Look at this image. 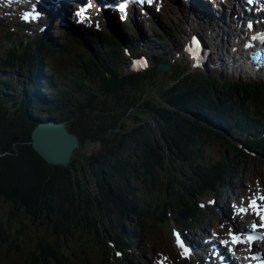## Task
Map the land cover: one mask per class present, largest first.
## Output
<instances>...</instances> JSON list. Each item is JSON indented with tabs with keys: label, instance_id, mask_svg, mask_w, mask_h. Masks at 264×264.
I'll return each mask as SVG.
<instances>
[{
	"label": "trees",
	"instance_id": "trees-1",
	"mask_svg": "<svg viewBox=\"0 0 264 264\" xmlns=\"http://www.w3.org/2000/svg\"><path fill=\"white\" fill-rule=\"evenodd\" d=\"M176 29L151 31L159 48L155 54L150 52L146 69L120 71L122 54L117 45L109 46L106 37L107 56L98 42H93L94 49L82 45L67 60L70 69L60 80L38 75L29 82L31 74L26 75L13 109L6 101L7 94L1 92L0 196L51 235L50 240L45 235L37 238L39 250L33 264H44L46 261L41 263V259L50 255L55 264H62L65 258L60 257L59 246L75 253L77 248L69 247L79 242L90 246L97 245L95 241L102 243L104 249L97 246L104 257L109 250L108 236L125 250L127 237L136 238L125 231V221L132 228L131 221L135 220L145 225L143 221L147 222L146 216L155 208L150 201L140 199L134 191L135 182L147 192L162 185L175 191L179 220L185 223L198 212L203 213L197 203L203 194L220 191L226 181L239 175L250 153L233 144L228 134L239 139L247 137L252 121L240 115L247 116L246 101L253 108L264 107V83L240 77L222 79L208 68L197 72L183 67L174 70L178 58L171 61L170 57L172 69L161 72L164 77L170 75L169 79L155 88L156 95H148V86L159 83L158 63L172 53L167 51L171 41H167L166 34L176 38ZM120 38L123 42L119 44L128 45L133 55L144 49H139L142 43L132 35ZM150 41L153 39L144 42ZM34 47L17 45L0 52V76L8 74L3 73L4 69L15 67V72L24 68L38 72L42 67L47 73L46 53L44 49L37 52L39 44ZM34 107L36 113L32 112ZM145 111L147 115L142 114ZM34 117L64 121L79 142L102 146L90 158L95 191H87L88 182L75 170L76 165L69 164L73 159L67 165L52 164L34 150L30 142ZM8 124L14 132L6 127ZM210 139H220L226 145L225 158L212 161L204 152ZM227 150H233V156H228ZM169 205L165 203L164 209L175 208ZM164 209L156 218L165 219ZM20 227L11 213H0V247L18 242L23 237Z\"/></svg>",
	"mask_w": 264,
	"mask_h": 264
},
{
	"label": "rangeland",
	"instance_id": "rangeland-1",
	"mask_svg": "<svg viewBox=\"0 0 264 264\" xmlns=\"http://www.w3.org/2000/svg\"><path fill=\"white\" fill-rule=\"evenodd\" d=\"M177 2L179 0H176ZM200 7V6H197ZM176 6H174V10L171 12L168 10L169 17L171 18V22H169V19L167 17H165L166 15L164 13H158L157 16V22H154V27L152 29H144L142 27H145V24L150 22L149 16H146L145 14H141L143 15V17H147L144 18L142 21L137 20L140 23V26L137 25L136 23L133 24L132 21H130L128 24V27L126 29H120L113 26L112 24V28L115 30H117V32L121 35V37H125L127 34L128 35H132L134 38H137V32L139 34V38L138 40L141 41L142 45L140 46L139 49H145L147 52H151L152 54H155V52L158 51L159 45L156 42L157 40L154 39V32L151 31H156V32H161L162 29H165L164 24L165 23H176L178 25V27L180 29H176V36L178 37V33H182V29H181V25H184V18H181L179 20V18L177 17L176 14L179 13V11L182 8V4L181 7H178V10L176 12ZM204 8L207 10L205 4H204ZM213 14H211V16H213ZM6 16V15H4ZM175 19H174V17ZM193 17V16H191ZM204 17L203 15L199 14V18H201V22H204ZM231 17L228 16V18ZM233 17L235 18V15H233ZM10 18L7 16L5 21H0V52L4 53V51H7V45L11 44V43H15L18 42L21 38V36L24 34V30H22V27L20 26L21 23L16 22V23H11L9 22ZM220 20H217V25L218 27H222L223 24H221ZM9 25V26H8ZM11 25H13L14 27L18 28L19 32H14L13 31V27H11ZM135 28H134V27ZM119 27V26H118ZM170 27L172 30L175 31V26L170 24ZM98 30H101L102 32L105 31L107 32L109 29L107 28H101L100 26L98 27ZM50 33H52V28H50L48 30ZM137 31V32H136ZM217 33L215 34L214 32L212 33L211 36H208L207 32H205L206 34V38L208 40H216L217 41V36L214 35H218L221 34V30H217ZM187 30L184 32V37L185 39ZM7 37V39L5 40V36ZM167 36V41H171L170 46L168 47L167 51H173L171 53V55L167 56L166 60L162 57L161 61L158 63H165L164 65H161V69L157 70L158 71V75L156 76V78L159 79V83L156 85H152V86H148L150 88V90H148V95H156V90L155 88L158 85H161L165 82H167V80L169 79L170 75H166L165 77L161 75V72L164 71L165 73L169 72L172 69V65L171 63L167 62V60L170 57L175 56V58H177V53H176V49L173 46H176L175 44L178 42L177 38L173 37L171 39V35L166 34ZM56 38H60V35L55 36ZM120 37V36H118ZM148 43L144 42L147 40H152ZM180 41V40H179ZM58 45V44H57ZM85 45H87V43H85ZM218 46L221 47V53L214 56L215 60L213 62H210L209 65H207V67L210 71H212L213 73H216L218 75V77L222 78V79H231V78H235L236 73L229 71L230 67L229 64L223 63L221 61L220 65L218 66V68H213L215 67V61L220 59H225L227 56L224 54L225 49L228 48L230 49L231 46L229 45V43H225V42H219L217 44ZM59 47V46H57ZM72 47L71 45L66 46V48ZM161 51V50H160ZM218 52H215V54ZM117 54H118V50H117ZM56 59H59V62H65L64 58L65 55H60L58 52L53 53L52 54ZM89 56H92V52H88ZM67 57L69 58V56L67 55ZM159 57V56H158ZM180 58H178V60H176V63H179L178 66H176L174 68V70H177L178 68H186L189 71H199L201 70V68H194L192 66L189 65L188 62H186L185 57L181 55H179ZM57 61V60H56ZM189 61V60H187ZM68 67V66H67ZM122 68L120 69V71L122 72H127L129 69L127 68V66L125 64H122ZM203 68V69H205ZM14 69H17L16 67L10 70H3L4 72H8L7 75H1L0 76V83H2V87L4 86L5 88H2L0 85V94L1 92H3L4 95L7 94V99L6 101L11 105V109L14 108V102L15 100L17 101V99L19 98V96L22 93V88H21V84L23 83V81H26L25 77L28 73L27 68H24L23 70H18V72H15ZM36 69V67H35ZM67 69H70V67H68ZM59 80L61 79L62 74L59 72L58 76ZM238 78V77H236ZM247 78V77H245ZM61 89H68V87H63L61 86ZM47 91H50L51 93H55L54 90H50L49 88H46ZM48 95V94H47ZM51 95V94H49ZM103 94H101L102 97ZM124 96H126V92L123 94ZM12 96V97H11ZM42 100H44L43 98H40ZM43 106H45V103H42ZM33 110H35V108H33ZM30 114H32L30 112ZM142 114L147 115L146 111L142 112ZM33 119V118H32ZM128 123H130V121H132V117L129 116L127 118ZM30 124V122H29ZM28 124V125H29ZM66 124V123H65ZM11 124H8L6 127L9 128V130L11 132H14V130L10 129ZM68 128V127H67ZM7 129V128H5ZM14 129V128H12ZM16 137V136H15ZM216 137V136H215ZM226 145L224 143L221 142L220 139L217 140H213L210 139L206 142L205 147H204V152L207 153L210 156V159L212 161H216L219 159H222L223 157L225 158V154H226ZM100 148H102V146H100L97 142H91V141H83V142H79L78 146L75 147L73 149L72 155L70 159H73V162L71 161L69 164L75 166V170L79 173H81V177L85 178L86 181L88 182V186L89 188H87V191L91 192V191H95L96 190V185L93 179V175L91 173V168H90V162L93 161L91 158L92 152L99 150ZM227 155L228 156H233V150H227ZM249 158H251L246 164L245 166L242 168L241 174H239L237 176L236 179L234 180H229L228 182L226 181L223 186H227L225 187V191H227L228 189H231V194H235L236 192H239L237 190L240 191H245L246 189V185L245 183L248 181V179L250 177H252V180L257 181V179L259 178H264V157L262 156H258V157H254L252 154H250ZM95 162V161H94ZM68 164V165H69ZM100 165V163H98ZM63 165H67L63 164ZM163 183V181H161ZM232 183L233 185H231L229 188V184ZM236 184V186H235ZM90 188L92 190H90ZM157 189V190H156ZM156 189H152L150 192L146 191V188L142 187V185L138 182H135V187H134V191L139 195L140 199L142 201H150L152 206H155V208L152 209V211L150 212L149 216H146L147 218V222L146 219L143 221V224L146 223L145 225H140L137 224V221H131V223L133 224V228L134 227H138V232L140 235V243H142V246L144 245V242L146 243L145 246L148 249L147 252L148 254L144 255V257H142L139 252L136 253L135 256H132L131 251L129 249H125L123 250V253L121 256H112L114 255L115 251L118 249H122V247L120 246V244L116 245L114 243V240L112 239V237L108 236L106 237V242H107V246L109 247L108 249V253L104 256L101 257L99 255V250L100 248L97 245H101L104 249V246L102 243H98L95 241L94 246H90L88 245V243H84L81 244V242L79 243H73V246L69 248H77V252L72 253V252H68L65 251L66 247L61 245L59 246L60 248H58V251L61 252V258H65L64 262L62 264H147L148 262L151 261V259L153 258V256L156 254V252L158 250H166L169 251L172 248V243H171V236L169 233V230L167 228V223L171 224V222L167 221L163 223V226L168 230V232L161 233V229L158 225V222L156 221V217L160 216L161 212L164 209L165 203L167 205V203H170L172 205H169L170 207L173 206L175 207L172 211V214L179 219L180 217V213L178 212V207H176V200L173 199L174 196H176V192L170 190L168 187H164L163 185L161 186V188H156ZM206 190L205 189H202ZM230 195V197H233V195ZM214 197L217 196L216 193L212 194ZM219 198V197H218ZM222 201L226 198L225 195H223L222 197ZM201 199L206 201L207 199V195L203 194L201 196ZM188 202L191 203L190 198L187 199ZM221 201V200H220ZM218 202V200H217ZM216 204V201H215ZM172 208V207H171ZM167 212V208L165 207L164 209ZM200 212H204L205 214L203 215V218L206 217H210V212L209 211H205V208H203V211ZM219 212V211H218ZM0 213L2 215H7L10 214L12 215V220H14V222H16L17 224H21V235H23V237L18 238V242L15 240L14 243L16 244H12V245H8L5 244L4 247H0V264H33V260L36 258L39 247L38 244L36 245V241L38 237H42L43 235H45V239L46 240H50L51 239V235L45 230V227L43 225L40 224H35L33 222L30 221L29 217L25 214H23L22 212H20L19 210H16L12 207V205L10 204L9 201L4 200L1 196H0ZM172 214H170V216H172ZM220 214V213H219ZM202 215V213L195 214L193 216V221H196L200 216ZM207 215V216H206ZM103 216V215H102ZM186 219V218H185ZM185 219H182L183 221ZM192 221V222H193ZM190 222V223H192ZM129 221H125V225L128 229L129 227ZM218 226H220V223L218 224ZM130 231H134L132 229H130ZM23 232V234H22ZM129 232V231H128ZM169 233V235H168ZM164 235L166 237H164ZM168 235V236H167ZM148 241V242H147ZM70 242V241H69ZM81 245L82 247L79 248L78 246ZM167 246L169 248H167ZM161 247V248H160ZM67 248V249H69ZM102 249V250H103ZM101 250V251H102ZM106 253V252H105ZM158 253V252H157ZM79 254V255H78ZM126 254H128L126 256ZM98 260H101L100 262H98ZM46 264H55L53 257L47 256L46 258L41 259V263L45 262Z\"/></svg>",
	"mask_w": 264,
	"mask_h": 264
},
{
	"label": "water",
	"instance_id": "water-1",
	"mask_svg": "<svg viewBox=\"0 0 264 264\" xmlns=\"http://www.w3.org/2000/svg\"><path fill=\"white\" fill-rule=\"evenodd\" d=\"M164 64L160 63L159 67ZM34 119L36 124L32 127L30 134V142L34 150L48 163H68L73 149L79 144L77 135L67 128L64 121H56L52 117ZM15 136L14 138L17 139L18 136Z\"/></svg>",
	"mask_w": 264,
	"mask_h": 264
},
{
	"label": "bare ground",
	"instance_id": "bare-ground-1",
	"mask_svg": "<svg viewBox=\"0 0 264 264\" xmlns=\"http://www.w3.org/2000/svg\"><path fill=\"white\" fill-rule=\"evenodd\" d=\"M119 3H121V2H123V0H117ZM174 1H176V0H174ZM187 1H189V3H188V5H189V8H188V10L191 12V11H193V13H192V16H194V15H196V14H201V15H204L205 17H207L205 20L207 21L208 20V22L209 23H211V24H213V27H216L217 26V19L218 18H220V19H224L223 20V22L225 23V22H227V20H234V19H232V17H230V18H228V17H226L225 16V14H224V12H222V10H216V12L214 13V9H212L211 8V6L210 5H207L208 6V10H206L205 8H204V3H203V1L202 0H195V1H192V0H187ZM197 5H199L200 6V8H197ZM190 6H191V8L193 9V10H191L190 9ZM16 9H17V7H16V5H12L11 7H10V9H7V7L5 6V5H3V7L1 8V11H0V21H5L6 20V17L8 16L9 18H10V20H15L14 18H16ZM176 9V12H177V10H178V8H175ZM183 10H187V7H186V5L184 4V2L182 3V8H181V10L179 11V13L180 14H183ZM134 11L136 12V13H141V14H145L146 13V11L143 9V8H140L139 6H135L134 7ZM214 13V15L213 16H211V14H213ZM4 15H6V16H4ZM146 15V14H145ZM200 19V18H199ZM58 20H59V18H58V14L55 12V21L53 22V24L52 25H56L57 24V22H58ZM132 22H133V24L134 23H136L137 25H139L140 26V23L138 22V21H134V20H132ZM129 23V22H128ZM107 26L109 27V29H111L113 32H115L118 36H120L121 37V35L117 32V30H115L114 31V29L112 28V21L111 20H109L108 18H107ZM147 24H149V23H147ZM221 24V23H220ZM69 25H71L72 26V28H73V30H81V29H83V27L81 26V25H77L75 22H73V21H69ZM129 25V24H128ZM141 27V26H140ZM193 28H195L196 29V32H200V31H202V30H204V26L201 24V23H199L197 26H194ZM62 29V28H61ZM181 29H182V33H184L185 31H186V28L183 26V25H181ZM217 29H219V28H216L215 30H217ZM188 31V30H187ZM190 31V30H189ZM137 32V31H136ZM212 32L213 31H211V32H208L207 33V35L208 36H211L212 35ZM5 36V40L7 39V37H6V35H4ZM137 38H139V34H138V32H137ZM189 36V35H188ZM208 38V37H207ZM123 40V39H122ZM231 44H235L234 42H230ZM205 46H207V45H205ZM208 47V46H207ZM216 52V51H215ZM215 52H210V54H209V57H208V60H209V58L213 55V54H215ZM240 52V54H242L243 53V51H239ZM262 52H264V44H262L260 47H259V49H258V51H257V53H262ZM196 53H198V52H196ZM218 55V54H217ZM239 58H240V60L241 61H249V58L248 57H246V56H243L242 57V55H240V56H238ZM194 62H195V64L196 65H198V66H201V65H199L197 62H196V60L194 59ZM205 64V63H204ZM203 65V64H202ZM28 73H30L31 75V77H29V82H32L33 80H36V72L34 71V70H32L31 68L30 69H28ZM241 78V77H240ZM12 97V96H11ZM43 106V105H42ZM35 108V110H33L32 109V112H34V113H36V111H37V109H36V107H34ZM41 109H43L44 110V108H41ZM30 110V109H29ZM34 118H37V117H34ZM39 123H43V121H39ZM50 123V122H49ZM35 129H38V128H36L35 127ZM44 133V132H43ZM43 133H41V134H43ZM128 254H126V256H127Z\"/></svg>",
	"mask_w": 264,
	"mask_h": 264
},
{
	"label": "snow or ice",
	"instance_id": "snow-or-ice-1",
	"mask_svg": "<svg viewBox=\"0 0 264 264\" xmlns=\"http://www.w3.org/2000/svg\"><path fill=\"white\" fill-rule=\"evenodd\" d=\"M141 3L144 2V0H140ZM148 3H152V0H147ZM125 5H122L121 7H124ZM35 19L37 18L36 15H34L33 13H25L22 17V19L24 20H29V19ZM249 27H251V24H249ZM260 200H264V196H261L260 197ZM251 206L254 208V209H259V211L257 212L258 215L261 216V220L264 221V205H260V204H257V202L255 200H253L251 202ZM243 210V209H242ZM253 227H255V225H253ZM261 227H264V224H261ZM249 241L252 239V237H248L247 238ZM233 242L235 243H240L242 242L241 238L239 236H233ZM181 247H183L182 243H181ZM187 250H185L186 252Z\"/></svg>",
	"mask_w": 264,
	"mask_h": 264
}]
</instances>
